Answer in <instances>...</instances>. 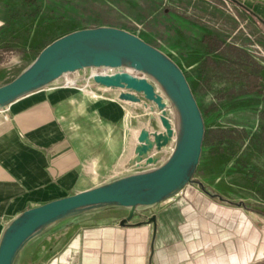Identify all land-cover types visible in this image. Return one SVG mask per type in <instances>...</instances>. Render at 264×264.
Masks as SVG:
<instances>
[{
    "label": "rangeland",
    "instance_id": "374dc122",
    "mask_svg": "<svg viewBox=\"0 0 264 264\" xmlns=\"http://www.w3.org/2000/svg\"><path fill=\"white\" fill-rule=\"evenodd\" d=\"M0 23V88L17 79L46 46L76 31L114 28L160 52L183 73L203 122L190 183L240 205L258 227H264V26L238 4L0 0ZM143 73L84 67L62 77V87L84 95L85 105L106 109L104 116L96 109L84 116L83 127L97 138L80 163L75 191L142 178L159 170L179 148V119L170 96L177 98ZM123 75L146 80L151 96L126 83L109 88L95 82ZM153 206H138L135 211ZM120 208L108 203L65 214L38 230L12 264H63L62 252L72 234L86 224L115 217Z\"/></svg>",
    "mask_w": 264,
    "mask_h": 264
},
{
    "label": "crops",
    "instance_id": "0c3cea01",
    "mask_svg": "<svg viewBox=\"0 0 264 264\" xmlns=\"http://www.w3.org/2000/svg\"><path fill=\"white\" fill-rule=\"evenodd\" d=\"M235 1L264 26V0ZM86 99L53 86L0 113V245L28 210L81 192L74 190L79 166L97 138L84 116L106 115ZM190 182L148 211L123 207L82 226L68 239L63 264H264V227Z\"/></svg>",
    "mask_w": 264,
    "mask_h": 264
},
{
    "label": "water",
    "instance_id": "95a60500",
    "mask_svg": "<svg viewBox=\"0 0 264 264\" xmlns=\"http://www.w3.org/2000/svg\"><path fill=\"white\" fill-rule=\"evenodd\" d=\"M93 42H101L111 47L98 49L92 45ZM84 67L125 68L138 73L148 69L156 81L175 94L177 100L173 99L180 107L182 118L184 116L186 134L183 132L179 148L159 170L115 186L81 191L28 210L3 238L0 245V264H12L17 252L38 230L73 210L112 203L134 212L138 206L160 203L190 180L192 167L200 153L204 131L190 88L183 73L172 62L136 36L122 30L87 29L70 33L52 42L17 79L0 88V104L9 106L55 82H62L64 75L75 73ZM95 82L109 88H122L127 83L134 91L141 90L144 95L151 96V88L146 80L131 83L123 75L116 78L101 77ZM145 195L148 198L142 199ZM120 224H125V220Z\"/></svg>",
    "mask_w": 264,
    "mask_h": 264
},
{
    "label": "bare ground",
    "instance_id": "6f19581e",
    "mask_svg": "<svg viewBox=\"0 0 264 264\" xmlns=\"http://www.w3.org/2000/svg\"><path fill=\"white\" fill-rule=\"evenodd\" d=\"M92 45L95 47V48H110V47H107V44H104V43H101V42H93L92 43ZM105 46V47H104ZM86 68V67H85ZM102 68H104V67H102ZM83 69V68H82ZM143 74H145V75H147L148 77H150V78H152V79H154V77H153V75H152V73L148 70V69H145V71H144V73ZM67 75V74H66ZM65 76V75H64ZM120 77V76H119ZM122 77V76H121ZM128 78V81H131V83H132V81L133 82H137V80H136V78H132V77H127ZM127 84V83H126ZM129 85V84H128ZM129 86H131V85H129ZM132 87V86H131ZM166 91V90H165ZM169 93V92H168ZM169 95V94H168ZM170 98H171V103H172V106H173V108H174V110H175V112H176V114H177V117H178V119H179V127H180V136H179V138H178V146H180V144H181V142H182V138H183V132H184V121H183V118H182V114H181V110H180V108H179V106H178V104H177V102H176V100L175 99H173V97H171L170 96ZM6 106H8V105H4V104H0V110H5L6 109ZM179 135V134H178ZM176 150H177V148H176ZM175 150V151H176Z\"/></svg>",
    "mask_w": 264,
    "mask_h": 264
},
{
    "label": "built area",
    "instance_id": "2783aa9c",
    "mask_svg": "<svg viewBox=\"0 0 264 264\" xmlns=\"http://www.w3.org/2000/svg\"><path fill=\"white\" fill-rule=\"evenodd\" d=\"M57 85L55 86V87H62L63 86V83H56ZM51 87H53V85H50L49 87H46V88H44V89H42V90H45V89H47V88H51ZM41 91V90H40ZM3 111H5V110H0V113L1 112H3Z\"/></svg>",
    "mask_w": 264,
    "mask_h": 264
}]
</instances>
